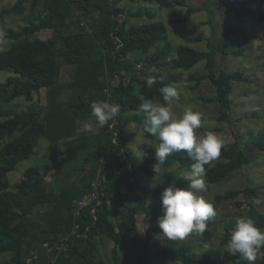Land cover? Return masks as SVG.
<instances>
[{
  "label": "trees",
  "instance_id": "16d2710c",
  "mask_svg": "<svg viewBox=\"0 0 264 264\" xmlns=\"http://www.w3.org/2000/svg\"><path fill=\"white\" fill-rule=\"evenodd\" d=\"M121 1L16 0L12 6L0 10V18L12 14L24 16L29 8L31 12L26 25L19 30H8L7 38L11 44L0 52V73L13 74L0 82V96L8 104L18 97L31 103L42 89L46 90L47 96V103L41 108L31 104L22 110L0 106V256L11 255L0 259V264H106L100 251L107 240L113 242V258L115 264H119V246L129 235L138 232L139 214L150 217L152 232L162 231L158 224L163 213L162 203L147 201L150 195H160L173 184L179 188L187 187L181 173L190 170L193 163L186 153H173L161 166L167 169L164 183L159 186L143 184L142 174L157 175L153 166L158 163L155 148L159 141L145 131L140 97L164 103L159 89L185 79L176 71L191 70L205 60L207 73H191L189 76L190 81L196 82L192 89L209 79L216 95L214 98H200L217 102L220 106L218 120L229 121L235 84L251 81L242 70L216 73L215 55L230 53L233 35L249 36L247 17L264 25V0H220L226 7L221 13L225 23L224 37L220 42H210L209 50L176 45L170 40L167 26L154 21L156 14L153 10L148 6L138 9L121 7ZM145 1L168 9L187 7L180 18L185 22L194 13L209 8V3H214V0H206L202 7H195L188 0ZM211 9L209 11L213 13L218 11L212 6ZM219 15L216 13L217 17ZM143 17L153 21L131 23L133 19ZM209 19L210 24L213 21ZM47 29L54 31L55 35L48 39L36 36ZM203 39L202 35H196L189 41ZM245 50L243 45L232 54L243 55ZM63 64L73 67L72 76L66 81L62 80ZM152 66L157 70L142 69ZM164 68L170 72L164 73ZM149 77L156 81L151 88L146 84ZM93 101L116 103L121 110L113 128L105 126L92 136L81 132L80 127L83 122L96 121L91 116ZM114 121H109V125ZM132 122L139 124L144 136L154 141L138 144L137 150L142 158L128 148L130 139L136 135H128ZM249 135L252 145L264 151V130L250 131ZM42 137L52 145L49 167L60 172L66 165L63 178L67 184L51 187L47 182L48 172L41 166H32L13 186L9 173L16 170L21 161L31 158ZM243 138L244 135L236 134L234 142L223 143L220 156L205 166L206 182L217 184L229 180L256 161L257 156L248 152ZM173 167L177 169L169 170ZM99 175L102 180L100 189L105 196L99 204L92 201L90 207L76 217L74 200L89 193ZM125 184L134 192L142 190L143 196H136L135 203H129V195L122 189ZM258 190V186L248 185L244 189L216 195L215 200L222 202L241 194L246 198L256 197ZM94 208L95 213L92 212ZM246 217L253 218L256 225L264 229V213L253 204ZM214 218L207 222L202 235L207 242L214 238ZM234 222H225L223 246L230 239ZM61 238L66 239L67 246L60 248L59 244L63 243L58 241ZM152 238L150 233L143 239L146 256L139 264H152L147 250ZM47 244L53 249L49 250ZM165 252L181 264H241L238 257L227 253H220L217 258L209 251L194 253V247L187 242L167 246ZM261 254L256 264H264V249Z\"/></svg>",
  "mask_w": 264,
  "mask_h": 264
},
{
  "label": "rangeland",
  "instance_id": "374dc122",
  "mask_svg": "<svg viewBox=\"0 0 264 264\" xmlns=\"http://www.w3.org/2000/svg\"><path fill=\"white\" fill-rule=\"evenodd\" d=\"M16 0H0V10L12 6ZM206 0H188L192 6H201ZM213 5L209 3V8L202 9L194 13L188 22L180 21L187 11V7L176 6L173 9H168L159 6L156 3L146 2L145 0H123L120 2L121 7L138 9L139 7L148 6L156 14L154 21L163 22L167 28L170 40L176 45H189L199 50H209L210 42H220L224 37L225 23L221 13L226 11L224 3L220 0H214ZM214 9L215 13L209 10ZM202 7V6H201ZM212 14H210V13ZM219 15L218 17L216 16ZM30 8L24 16L7 15L0 18V52L7 49L11 40L7 38L8 30L14 28L19 30L26 25L30 16ZM215 15V16H214ZM215 17V18H214ZM212 18V23L209 24ZM248 19V35L241 33L235 34L231 37V46L229 54L224 56L220 53L215 55L216 58V73L221 70L235 71L242 70L245 75L249 76L250 82H237L235 90L232 94L233 108L230 114L229 121H219L220 106L217 102H206L201 99V96L214 98L216 89L209 79L203 80L196 89L192 86L196 84L195 81H190L191 73H207V61L199 62L191 70H178L183 74L184 81L175 83L178 89L179 97L173 103V110L177 115L187 108H192L202 114V126L197 131L203 135L206 132L214 133L223 143L229 144L236 140V134L244 135L243 141L247 144L248 152L251 155L257 156L254 163L236 172L229 180L217 184H211L205 181L207 192L199 193L208 202H210L215 211L214 225L212 231L214 238L212 241H205L201 235L192 234L186 237L183 241H171L161 236V231L152 232L150 230V217L146 214L138 215V232L135 235H129L127 241L119 246V264H139L140 261H145L146 249L143 246V239L152 233L153 238L149 241L148 251L150 253L149 260L152 264H181L174 261L166 252L165 247L175 245L182 242L192 244L194 253L209 251L217 258L224 246L221 243L222 234L224 232L225 222L227 220H235L237 217H246L247 211L251 208V204L256 206L264 213V151L259 150L252 145L249 132L255 133L264 130V25L261 26L252 21V17ZM147 17L137 18L132 20V24H144L152 22ZM55 35L52 30H42L36 36L41 39H48ZM202 35V41H189L190 37ZM245 46L246 50L243 55H233L232 51L240 49ZM144 71L157 70L155 66L151 68H142ZM164 73H169L168 68L162 70ZM73 73V67L63 64L62 80H69ZM12 72H1L0 82L12 75ZM47 103L46 90L42 89L35 94L33 102H28L24 97H18L11 103H6L4 98L0 96V106L6 108H16L17 110L28 109L29 104L36 108H41ZM100 128L96 121H86L81 124L80 131L86 132L88 135H96L100 132ZM135 133L136 135L130 139L128 148L135 151L140 157L141 154L137 150V146L142 142L154 143L153 140L144 136L142 127L135 122H132L128 127V135ZM142 158V157H141ZM52 160V145L46 138H40L39 145L31 158L21 161L17 169L9 173V180L14 186L23 177L25 171L32 166H41L48 172L47 182L51 187H59L67 184V180L63 178V174L67 172L64 165L60 172L51 169L48 165ZM177 169V167L169 170ZM167 169H160L155 177L148 174H142L143 184L149 186H159L164 183ZM184 172V171H183ZM248 185L258 186V196L246 198L241 194L237 198L217 202L215 196L224 194L227 191L234 189H244ZM123 191L129 195V203H135L136 196H143V192L137 189L135 192L129 190L127 185L123 186ZM149 202H161V194L154 196L150 195ZM162 203V202H161ZM238 203H242L241 205ZM163 214V213H162ZM161 214V215H162ZM113 242L107 240L101 248L100 256L106 264H115L113 258ZM221 251V252H220ZM10 254H3L0 259L10 257ZM262 254L260 253L255 261H259ZM100 258V259H102Z\"/></svg>",
  "mask_w": 264,
  "mask_h": 264
},
{
  "label": "clouds",
  "instance_id": "9594fccd",
  "mask_svg": "<svg viewBox=\"0 0 264 264\" xmlns=\"http://www.w3.org/2000/svg\"><path fill=\"white\" fill-rule=\"evenodd\" d=\"M155 78L146 79L151 88ZM164 103L144 99L140 111L144 113L145 131L159 141L155 148L158 163L153 166L155 175L173 153H186L192 161L191 169L181 173V179L187 187L179 188L174 184L161 193L162 212L158 218L161 236L171 241H183L192 234L203 235L207 222L216 216L213 205L199 193L207 192L204 177L206 165L215 161L221 153L223 142L211 132L201 135L197 130L202 126V114L192 108L177 115L173 103L179 97L178 89L173 85H164L159 89ZM91 116L98 126H110L120 114L121 106L106 101H93L90 105ZM264 249V229L256 225L251 217H237L225 244L223 253L238 257L241 262L255 264L261 250Z\"/></svg>",
  "mask_w": 264,
  "mask_h": 264
},
{
  "label": "built area",
  "instance_id": "2783aa9c",
  "mask_svg": "<svg viewBox=\"0 0 264 264\" xmlns=\"http://www.w3.org/2000/svg\"><path fill=\"white\" fill-rule=\"evenodd\" d=\"M117 121V119H115V121L113 123L110 124V128H113V126L115 125V122ZM102 184V180H101V176L99 175L97 179H95L93 181V189L83 195L80 198H76L74 200V214L76 217L80 216L83 212V210H85L86 208H89L90 205L92 204V201L94 202V200L97 201V203L99 204L102 200V198L105 196L104 192L100 189V186ZM93 213H95V208L92 210ZM78 226H76V228L78 229ZM76 233V230L74 231V234ZM65 238H61L59 242H62L63 244H59L60 248L62 246H67V244L65 243ZM57 243V244H58ZM48 247L49 250L53 249L49 244L46 245Z\"/></svg>",
  "mask_w": 264,
  "mask_h": 264
}]
</instances>
